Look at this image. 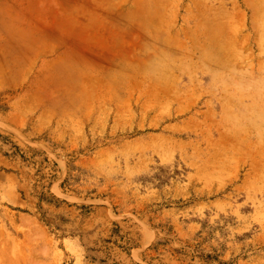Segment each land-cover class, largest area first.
<instances>
[{"label": "rangeland", "instance_id": "rangeland-1", "mask_svg": "<svg viewBox=\"0 0 264 264\" xmlns=\"http://www.w3.org/2000/svg\"><path fill=\"white\" fill-rule=\"evenodd\" d=\"M0 264H264V0H0Z\"/></svg>", "mask_w": 264, "mask_h": 264}, {"label": "crops", "instance_id": "crops-1", "mask_svg": "<svg viewBox=\"0 0 264 264\" xmlns=\"http://www.w3.org/2000/svg\"><path fill=\"white\" fill-rule=\"evenodd\" d=\"M39 1H44V0H39ZM72 1H74V2H75V1H76V2H77V1H80V2H81V0H72ZM83 1H93V0H83ZM89 30L91 31V28H89Z\"/></svg>", "mask_w": 264, "mask_h": 264}]
</instances>
